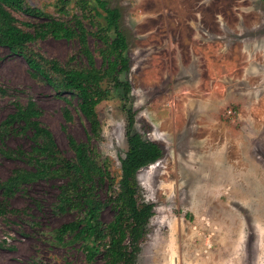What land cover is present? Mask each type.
Segmentation results:
<instances>
[{
  "label": "rangeland",
  "instance_id": "374dc122",
  "mask_svg": "<svg viewBox=\"0 0 264 264\" xmlns=\"http://www.w3.org/2000/svg\"><path fill=\"white\" fill-rule=\"evenodd\" d=\"M109 1L120 8L129 40L136 128L163 149L137 174L140 200L153 203L154 214L135 264H264V0ZM32 45L61 61L78 50L75 40L52 36ZM0 84L9 90L0 93V123L13 100L32 96L66 154L73 155L69 134L88 138L77 98L58 96L3 45ZM98 109L102 139L93 141L119 179L127 113L117 94ZM3 143L28 150L31 140L13 133L0 135ZM17 166L29 165L0 150V180ZM61 180H36L9 198L0 264H106L101 256L87 259L79 241L56 239L55 229L76 216L53 209ZM113 212L107 206L103 219Z\"/></svg>",
  "mask_w": 264,
  "mask_h": 264
},
{
  "label": "trees",
  "instance_id": "16d2710c",
  "mask_svg": "<svg viewBox=\"0 0 264 264\" xmlns=\"http://www.w3.org/2000/svg\"><path fill=\"white\" fill-rule=\"evenodd\" d=\"M121 18L120 8L112 6L109 0H50L43 5L30 0H0V45L21 55L31 75L50 84L58 96L68 102L76 97L78 109L91 126L86 140L68 135L73 154L69 156L42 122L43 110L38 102L32 96L26 101L13 100L14 109L0 123V135L5 139L13 133L27 134L30 148H9L3 143L0 150L7 157L25 160L29 166L14 167L0 180V218L12 210L9 198L25 184L39 179H62L53 209L75 211L76 216L55 229L56 239L65 242L68 237L69 241H79L87 259L101 256L106 264L136 263L154 214V204L140 200L137 174L141 167L163 155L162 146L136 128L127 54L129 40ZM49 36L75 40L77 52L61 61L32 45ZM91 37L96 43L94 47ZM8 92L0 84V93ZM113 94L119 96L127 113L128 149L121 158L119 179L111 168L110 157L93 141L102 139L98 107ZM63 111L67 119H72L68 107ZM102 187L106 188L105 197ZM107 206L114 210L109 220L102 217ZM5 242H0V246Z\"/></svg>",
  "mask_w": 264,
  "mask_h": 264
}]
</instances>
